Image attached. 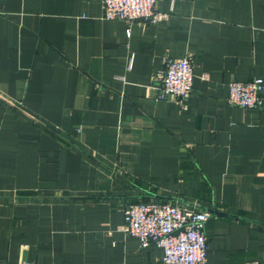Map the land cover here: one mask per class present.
Wrapping results in <instances>:
<instances>
[{"label":"crops","instance_id":"0c3cea01","mask_svg":"<svg viewBox=\"0 0 264 264\" xmlns=\"http://www.w3.org/2000/svg\"><path fill=\"white\" fill-rule=\"evenodd\" d=\"M156 8L129 23L102 0H0V264H161L122 231L149 199L226 213L203 264H264V94L226 102L264 80V0ZM165 57L191 60L181 101L153 98Z\"/></svg>","mask_w":264,"mask_h":264},{"label":"built area","instance_id":"2783aa9c","mask_svg":"<svg viewBox=\"0 0 264 264\" xmlns=\"http://www.w3.org/2000/svg\"><path fill=\"white\" fill-rule=\"evenodd\" d=\"M156 1L102 0V17L129 23L136 20L158 23L164 20L167 14L156 8ZM129 34L128 29L127 35ZM203 77L205 78V75ZM192 81L193 70L188 57H165L163 68L157 75V82L152 86L153 98L181 101L189 96ZM227 89L226 102L229 105L244 109L257 108L262 102L264 80L258 76L249 81L234 80L227 83ZM123 214L122 231L137 238L141 247L152 244L161 248V264L205 263L208 250L204 231L208 219L207 211L149 199L128 204ZM6 264L37 263L21 261ZM248 264H258V261H249Z\"/></svg>","mask_w":264,"mask_h":264},{"label":"water","instance_id":"95a60500","mask_svg":"<svg viewBox=\"0 0 264 264\" xmlns=\"http://www.w3.org/2000/svg\"><path fill=\"white\" fill-rule=\"evenodd\" d=\"M207 212H208V217H212L213 215H218V216L226 215V213L218 211L215 208L208 209Z\"/></svg>","mask_w":264,"mask_h":264}]
</instances>
